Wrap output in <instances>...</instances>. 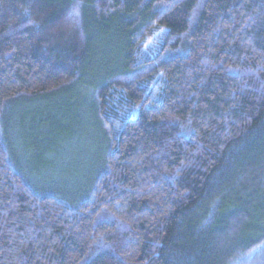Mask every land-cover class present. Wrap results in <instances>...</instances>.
<instances>
[{
    "label": "trees",
    "instance_id": "16d2710c",
    "mask_svg": "<svg viewBox=\"0 0 264 264\" xmlns=\"http://www.w3.org/2000/svg\"><path fill=\"white\" fill-rule=\"evenodd\" d=\"M57 96L77 183L80 112L11 115ZM0 264H264V0H0Z\"/></svg>",
    "mask_w": 264,
    "mask_h": 264
},
{
    "label": "rangeland",
    "instance_id": "374dc122",
    "mask_svg": "<svg viewBox=\"0 0 264 264\" xmlns=\"http://www.w3.org/2000/svg\"><path fill=\"white\" fill-rule=\"evenodd\" d=\"M70 94H62L61 99L64 102L67 97H69ZM63 106L60 105L59 103V96H57L56 99L52 100V102L46 101V100H41L38 101L37 103H27V104H19L13 108L12 114L11 115H19L23 114L26 117V122H25V127H29L28 135L31 133L33 129V124H37L38 119L40 120L41 116H44L46 113V109H51L53 108V111L57 113H64L63 112ZM86 107V103L82 102L79 100L77 106L73 108H66L65 113L69 115L71 112L75 111L78 114V111L80 112L78 114V121H75L77 123V127H80V118L84 121L82 124L81 130H83V134L80 135V141L77 140L75 142L77 143V147H80L79 150L75 151V154L73 155V152L71 151L70 153L67 154V156H63L62 158H59L58 160H54L53 157H51L52 163H53V168L55 165H59L58 168L60 167L62 170L63 168L67 166L73 165L72 171L70 175H72L71 178H69L68 183H77L85 178V173L89 172L92 167L95 165L96 158L98 156V151L101 146L102 141L100 140L99 136L95 132V126L93 124V119L91 115V111H89ZM63 115L62 120L64 121L66 125L68 122L70 125H72L71 118H68L66 115ZM44 125V124H42ZM62 125V126H63ZM18 125H15L13 127L14 132V148L15 151L19 153L22 152L27 160L25 162V165L29 169V171L32 173L33 177L37 181H42L45 183H55V182H49L48 179H50V176L52 177L54 172H49L48 169H44L42 166L43 159L46 161L48 158L44 153H42L41 149L38 146V141L42 140V138H38L37 140H34L33 138L30 139L27 136V141H25L22 136L17 134L18 131ZM35 131L40 132L41 137H45L44 132L40 130ZM13 135V134H12ZM55 135V134H54ZM17 136V137H15ZM12 138V137H11ZM27 143V145H26ZM40 154H42L43 159L41 158ZM55 164V165H54ZM59 168V169H60ZM76 176V177H75ZM51 181H55L53 179H50Z\"/></svg>",
    "mask_w": 264,
    "mask_h": 264
}]
</instances>
